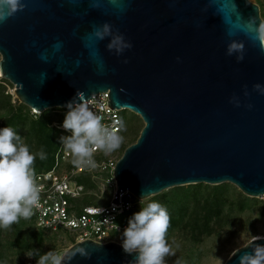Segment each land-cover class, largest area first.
Returning <instances> with one entry per match:
<instances>
[{"label":"water","instance_id":"obj_1","mask_svg":"<svg viewBox=\"0 0 264 264\" xmlns=\"http://www.w3.org/2000/svg\"><path fill=\"white\" fill-rule=\"evenodd\" d=\"M22 2L23 10L0 23V75L14 86L21 104L42 114L66 109L65 103L78 92L84 103L107 93L111 109L130 111L144 123L116 162L115 203L123 191L137 200L145 195L146 200L198 184H231L247 197L264 198V95L253 88L264 85V44L251 39L263 23L256 4ZM250 17L255 24L249 30ZM104 22L112 25L113 33H122L132 48L117 56L106 47L110 36L87 39ZM236 24L241 27L234 28ZM232 41L243 43L242 61L226 54ZM58 42L59 49L54 47ZM234 94L241 100L239 107L230 103ZM249 103L251 109L245 106ZM254 244L264 245V238ZM81 246L90 256L76 254L71 264H129L136 255L125 253L115 241L91 239L76 242L65 254ZM251 251V246L242 247L224 264H238L239 257Z\"/></svg>","mask_w":264,"mask_h":264},{"label":"clouds","instance_id":"obj_2","mask_svg":"<svg viewBox=\"0 0 264 264\" xmlns=\"http://www.w3.org/2000/svg\"><path fill=\"white\" fill-rule=\"evenodd\" d=\"M115 2L116 0H113V3ZM24 7L22 0H0V23H4ZM246 24L250 30L255 24V18L250 17ZM233 27L238 29L241 25L236 24ZM232 34L230 31L229 35ZM106 36L111 37L106 47L110 51L114 50L117 56L132 48V43L126 40L122 33L118 30L113 33L112 25L108 22L95 26L87 39L102 40ZM251 39L253 42L258 40L264 44V23L255 27ZM61 46L60 42L54 45L57 49ZM226 54L229 56L235 54L236 60L242 61L244 59L243 43L230 42ZM42 59L45 57L42 56ZM253 88L264 95V85L257 83L253 85ZM81 95L78 92L75 99L67 101L64 105L67 110L61 127L70 134L61 135L59 142L72 155L74 165L81 168H95L94 152L115 151L120 147L123 137L115 127L105 124L102 117L87 103L80 101ZM244 95H248L247 90ZM230 103L239 107L241 100L234 94L230 97ZM245 106L252 108L250 103ZM37 156L44 160L47 158V153L43 149L33 153L15 128L0 127V228H8L17 223L20 218H30L34 214V208L39 207L41 188L36 183L34 169ZM144 197L146 196L144 195L140 200L139 211L129 217L127 226L122 232L121 247L127 254L136 253L129 264H167L165 257L175 255L167 239L170 214L166 206L158 200L149 199L141 203ZM115 207L114 205V210ZM117 228H119L118 225ZM257 239L260 237L257 236L255 240ZM255 240L244 246H251L252 251L243 253L239 257L238 264H264V245L254 244ZM76 254L85 258L90 256V252L83 246L78 247L71 255H60L54 250L41 254L39 250H32L28 256H37V264H71ZM176 264H180L179 259Z\"/></svg>","mask_w":264,"mask_h":264},{"label":"rangeland","instance_id":"obj_3","mask_svg":"<svg viewBox=\"0 0 264 264\" xmlns=\"http://www.w3.org/2000/svg\"><path fill=\"white\" fill-rule=\"evenodd\" d=\"M249 1L259 7L260 17L264 23V0ZM8 97L10 105L5 99ZM0 99L4 101L0 104V127L6 126L4 119L9 116L10 111H16V113L18 111L20 118L11 127L17 130L24 143L29 144L33 153H38L39 146L34 138H30L32 135L29 134L31 121L37 118L34 115L38 116L39 114L28 107L26 109V106L22 107L23 104L14 95V86L2 79L1 75ZM121 120L123 123L120 133L123 137L122 143L118 149L107 154L116 161L122 156L123 150L136 141L144 126L140 117L130 111H122ZM213 188L217 189L218 194L225 201L224 220L220 221L219 227L208 232L200 228L193 233L190 227L184 225L169 227L167 239L175 255L165 257L167 264H176L177 259L180 264H224L234 251L244 247L252 239L257 236L264 238V198L247 197L231 184L216 186L198 184L175 187L149 199L158 200L168 209V203L164 202L172 200L177 194L179 196L182 194L180 200L184 199L183 201L189 206L188 212H192L194 207L192 194L196 192L199 198L207 197L212 194ZM110 199L111 191L98 184L76 203L79 206L86 204L105 206L108 205ZM149 199L143 200L141 203ZM139 208L140 200L136 199L132 212L121 217L120 221L127 224L129 217L139 211ZM121 236L122 233L117 234L113 240L121 244ZM75 243L76 234L41 232L32 221L20 218L17 223L8 228H0V264H37V256H28L32 250H39L41 254L54 250L57 254L64 255Z\"/></svg>","mask_w":264,"mask_h":264},{"label":"built area","instance_id":"obj_4","mask_svg":"<svg viewBox=\"0 0 264 264\" xmlns=\"http://www.w3.org/2000/svg\"><path fill=\"white\" fill-rule=\"evenodd\" d=\"M108 101V94L100 93L93 95L85 103L102 117L105 124L115 127L120 134L123 125L121 112L124 110L111 109ZM52 125L65 132V135L70 134L61 127L62 123ZM107 154L103 150L95 151L96 167L81 168L73 164L72 155L60 144L54 154L52 167L35 173L36 183L41 188L40 202L39 207L34 208V214L28 220L45 232L76 234V242L86 239L99 243L114 241V236L121 234L127 226L120 221V218L133 210L136 199L130 192L123 191L119 195V203L114 202L117 189L113 172L117 161ZM87 179L94 186L101 184L111 191L108 205L79 206L76 203L92 190L87 189L81 182Z\"/></svg>","mask_w":264,"mask_h":264},{"label":"trees","instance_id":"obj_5","mask_svg":"<svg viewBox=\"0 0 264 264\" xmlns=\"http://www.w3.org/2000/svg\"><path fill=\"white\" fill-rule=\"evenodd\" d=\"M5 99L7 104L10 105V102L8 101L9 97ZM2 103H4V101L0 99V104ZM22 107L25 106L22 105ZM25 108L28 109L27 107ZM66 110L67 109H54L51 111H45L38 116L34 115V117L37 118L31 121L29 135H32V137L30 136V138L35 139L36 144L39 146V151L43 149L47 153V158L44 160H41L38 156L36 157L34 162L35 173L49 170L53 165L54 154L60 146L59 137L61 135H65V132L57 129L52 124L62 123ZM8 115V117L4 119L6 126H13L18 118H20L18 111L17 113L16 111H10ZM81 182L87 189L95 188L89 180H81ZM180 196H182V194ZM180 196L177 194L172 200L164 202L165 204L168 203L167 207L170 214V227L175 225H184L186 227H190L193 233L200 230V228H203L205 232H208L215 230V228L219 227L220 221L224 220L223 216L225 213L223 211V207L225 205V201L218 194L216 188H213L212 194L207 197L201 196L199 198L197 193L194 192L191 196L194 204L192 212H188L189 206L185 201H183L184 199L180 200ZM38 230L45 232L40 229Z\"/></svg>","mask_w":264,"mask_h":264}]
</instances>
